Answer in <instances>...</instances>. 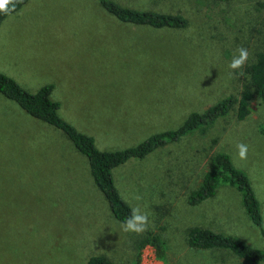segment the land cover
I'll use <instances>...</instances> for the list:
<instances>
[{
  "label": "rangeland",
  "instance_id": "rangeland-1",
  "mask_svg": "<svg viewBox=\"0 0 264 264\" xmlns=\"http://www.w3.org/2000/svg\"><path fill=\"white\" fill-rule=\"evenodd\" d=\"M137 9L179 13L183 28L123 22L99 0H27L0 24V72L29 92L52 84L59 115L91 135L100 150L134 146L175 129L229 94L238 95L247 67L264 51V0H114ZM240 46L249 60L240 76L228 63ZM264 104L235 110L204 133L193 131L144 158L112 169L121 197L147 213V231L165 243L156 264H239L226 249L194 248L189 227L238 237L264 249L242 193L219 183L213 196L187 202L209 165L227 153L248 176L264 227ZM248 145L247 160L237 145ZM96 187L87 157L58 128L36 119L0 93V264H85L104 254L133 264L142 234L125 233ZM264 264V260L260 262Z\"/></svg>",
  "mask_w": 264,
  "mask_h": 264
},
{
  "label": "trees",
  "instance_id": "trees-1",
  "mask_svg": "<svg viewBox=\"0 0 264 264\" xmlns=\"http://www.w3.org/2000/svg\"><path fill=\"white\" fill-rule=\"evenodd\" d=\"M26 1L22 0L18 3L15 11ZM99 3L107 12L123 22L154 28H183L188 23L187 19L179 13L137 9L114 0H99ZM6 16L0 13V24ZM247 73V81L238 95L229 94L201 112H191L177 128L154 133L134 146L118 150L98 149L91 135L81 132L61 117L58 112L59 102L51 98L53 85L50 83L41 86L35 92H29L12 77L0 72V93L16 102L32 117L60 129L75 148L87 157L93 182L108 201L115 218L122 222L129 216L132 207L117 190L112 169L128 159L144 158L155 149L177 141L193 131L204 133L218 118L226 116L231 110H235L237 120H243L250 112V102L254 95H257L264 104V51H258L255 54L254 60L247 67ZM261 133L264 135V126L261 128ZM219 183L234 186L242 193L244 208L252 223L259 228L264 237L260 204L250 180L223 151H217L209 157L208 168L198 186L188 193L187 202L194 205L213 196ZM186 234L189 246L201 249H226L240 259L239 264H260L264 260V249L253 247L236 236L200 226L189 227ZM146 245H151L157 257L162 259L165 249L164 241L158 233L147 231L135 244L136 254L133 264H139L140 251ZM85 264H110V260L104 254H94Z\"/></svg>",
  "mask_w": 264,
  "mask_h": 264
},
{
  "label": "clouds",
  "instance_id": "clouds-1",
  "mask_svg": "<svg viewBox=\"0 0 264 264\" xmlns=\"http://www.w3.org/2000/svg\"><path fill=\"white\" fill-rule=\"evenodd\" d=\"M22 0H0V13L10 15L16 9V5L21 3ZM249 50L246 47L240 46L236 49L231 60L228 63V68L233 71H239L240 76H245L243 71L245 65L249 60ZM238 158L240 160H247L248 158V145L239 143L237 145ZM150 221L147 213L141 211L139 207H132L129 216L121 222V230L125 233L142 234L148 230Z\"/></svg>",
  "mask_w": 264,
  "mask_h": 264
},
{
  "label": "built area",
  "instance_id": "built-area-1",
  "mask_svg": "<svg viewBox=\"0 0 264 264\" xmlns=\"http://www.w3.org/2000/svg\"><path fill=\"white\" fill-rule=\"evenodd\" d=\"M143 258L145 260H148V264H156V263H154L155 262V255H154V252H152V250H150L149 252L143 253L142 259Z\"/></svg>",
  "mask_w": 264,
  "mask_h": 264
}]
</instances>
